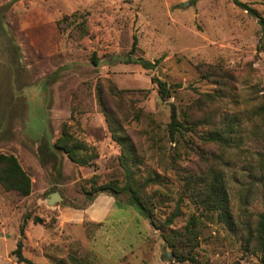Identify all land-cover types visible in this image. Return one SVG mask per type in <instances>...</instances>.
Wrapping results in <instances>:
<instances>
[{
	"label": "rangeland",
	"instance_id": "374dc122",
	"mask_svg": "<svg viewBox=\"0 0 264 264\" xmlns=\"http://www.w3.org/2000/svg\"><path fill=\"white\" fill-rule=\"evenodd\" d=\"M239 1L259 16L233 0H0V153L32 181L26 197L0 186V264H28L12 254L23 223L34 264L68 254L83 264H259L241 235L264 206V0ZM133 35V56L158 60L154 69L117 59ZM154 76L173 85L166 101ZM171 104L183 124L174 139ZM63 126L92 164L53 147ZM224 128L229 143L209 140ZM126 168L138 180L159 175L146 188L159 222L174 214L181 232L197 219V245L181 259L127 194L96 192L122 186ZM210 170L223 176L228 217L187 195L186 181ZM52 192L62 199L48 204ZM100 196L106 213L90 220Z\"/></svg>",
	"mask_w": 264,
	"mask_h": 264
},
{
	"label": "trees",
	"instance_id": "16d2710c",
	"mask_svg": "<svg viewBox=\"0 0 264 264\" xmlns=\"http://www.w3.org/2000/svg\"><path fill=\"white\" fill-rule=\"evenodd\" d=\"M233 2L241 8L248 11L249 14L258 17V13L239 0ZM138 48V39L133 35V41L129 52L117 57L125 63H136L144 69H154L158 60L149 61L141 57H134L133 54ZM93 64H97L98 60L92 56ZM151 81L157 86V93L162 101H166L171 97V88L173 85L166 80L157 76L152 77ZM168 134L171 139L175 138L177 133H180L183 124L177 118V111L173 104L170 107V122L167 124ZM209 140L229 143L230 131L227 128L221 130H213L209 133ZM53 147L64 152L67 157L79 165H89V159L86 157L88 147L81 141L74 139L63 126L60 136L54 141ZM83 153V154H79ZM125 183L119 186L116 182H110L106 185L97 187L96 192H106L116 199L118 193H125L128 195L129 203L147 219L152 226L158 229L173 254L181 259L183 256L182 250L186 248L191 250L197 245V219L191 217L185 228L181 232L171 230L170 226L176 215L170 214L164 220L158 221L155 217V208L151 195L146 193V188L158 182L159 175L157 173L148 174L142 180L135 179L131 169L126 168ZM0 186L6 191H15L18 195L28 196L32 191V181L29 174L22 168L18 159L12 154L0 153ZM187 195L193 200L198 201L207 212H219L225 217L229 216L230 210L228 207V198L225 189L223 176L219 171L210 170L208 176L195 180L188 179L186 181ZM92 200V199H91ZM205 210V211H206ZM37 222V218L33 219ZM246 233H242L241 241L244 252H251L250 247L254 242L257 248L259 264H264V206L261 213L258 215V220L253 229L248 226L245 227ZM20 239L16 241V247L12 251L18 263L34 264L27 259L23 253V238H24V223L19 227ZM189 259V258H188ZM192 260V259H191ZM53 264H83L75 256L68 254L66 258H60L53 262ZM233 264H240L238 261Z\"/></svg>",
	"mask_w": 264,
	"mask_h": 264
},
{
	"label": "crops",
	"instance_id": "0c3cea01",
	"mask_svg": "<svg viewBox=\"0 0 264 264\" xmlns=\"http://www.w3.org/2000/svg\"><path fill=\"white\" fill-rule=\"evenodd\" d=\"M103 196H100V197H98V199H96L94 202H93V205H92V207H90V208H88L87 210H86V216L90 219V220H99L100 218H102L103 216H104V214L106 213L105 211H103V212H101V211H98L97 209H96V205H97V201L98 200H100V199H102L103 200V198H102ZM107 198V197H106ZM110 198V197H109ZM107 200H109L110 202H112V204L114 203V200L113 199H108L107 198ZM111 200H113V201H111ZM105 212V213H104Z\"/></svg>",
	"mask_w": 264,
	"mask_h": 264
},
{
	"label": "water",
	"instance_id": "95a60500",
	"mask_svg": "<svg viewBox=\"0 0 264 264\" xmlns=\"http://www.w3.org/2000/svg\"><path fill=\"white\" fill-rule=\"evenodd\" d=\"M61 196L58 192H52L48 195V197L46 198V202L48 204H51L55 201H58V200H61ZM164 260H170V254L167 253L166 251H164V257H163Z\"/></svg>",
	"mask_w": 264,
	"mask_h": 264
}]
</instances>
